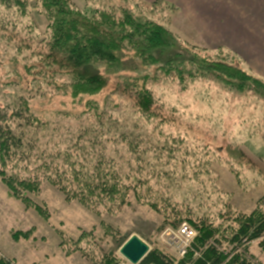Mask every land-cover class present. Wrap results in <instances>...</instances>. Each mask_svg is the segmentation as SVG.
Here are the masks:
<instances>
[{"label":"rangeland","instance_id":"1","mask_svg":"<svg viewBox=\"0 0 264 264\" xmlns=\"http://www.w3.org/2000/svg\"><path fill=\"white\" fill-rule=\"evenodd\" d=\"M17 1L0 0V109L16 105L24 114L10 122L24 146L0 170L36 187L22 192L29 201L14 197L0 174V256L12 264L122 261L119 249L138 235L150 250L179 261L185 256L176 234L191 222L218 229L225 263L242 253L246 246L229 240L233 228L245 216L264 218V95L251 81L238 84L197 65H233L264 82V60L252 66L240 46L252 27L257 35L246 33L264 48L258 3L64 0L101 27L127 11L152 20L189 49L187 60L198 61L164 68L124 50L127 71L109 68L104 89L75 94L64 54L51 47L49 11L41 0ZM143 90L153 97L150 111L139 107ZM133 139L136 148L128 144ZM75 167L82 179L115 171L128 186L124 204L69 191L65 179L75 184ZM261 240L248 245L255 264H264Z\"/></svg>","mask_w":264,"mask_h":264},{"label":"trees","instance_id":"2","mask_svg":"<svg viewBox=\"0 0 264 264\" xmlns=\"http://www.w3.org/2000/svg\"><path fill=\"white\" fill-rule=\"evenodd\" d=\"M63 1L41 0L53 18L51 47L53 50L61 51L64 54V63L71 70V86L74 88L75 94L78 92L95 94L104 89L107 82V69L109 70V68H113L117 72L120 68L122 71H127L126 66L130 65L131 59L123 60L122 53L124 50L125 54L131 51L129 53L141 56L143 64L148 62L151 65L156 64L164 68L174 67L177 63L195 64L198 62L195 56H191V59L187 60L189 49L184 48L167 27L152 20L135 17L127 11L122 14V18H118L117 22L107 20L105 23L107 26L101 27L98 19L94 16L90 19L78 17L72 13L70 5L64 4ZM20 3L21 1L18 0L17 4ZM102 18L110 19L112 16L104 15ZM102 66L108 68L102 69ZM197 66L200 70L217 73L218 76H227L229 79L237 81L238 84H246L251 81L256 84L254 90L264 95L263 81L251 78L250 75L241 69L234 68L233 65L223 67L217 66L213 60L211 62L200 60ZM239 87L243 86L239 85ZM149 92L143 90L141 95L138 92V100H141L139 107L144 111H150V107L154 103ZM142 100L144 101L142 102ZM10 106L12 107V105ZM16 109V105L12 110L5 107L2 111L0 109V163L2 166H6L14 158L13 156L20 153L24 146L22 134H17L10 123L14 117L20 121L24 119L21 110L16 111ZM9 112L12 114L10 117ZM136 142L137 140L133 139L128 144L136 148ZM98 155L96 152L93 156ZM73 170L75 184L71 180L65 179L70 188L69 191L84 196H88L89 193L96 196L97 199L102 198L108 201L120 200L121 204H124L125 191L128 186L115 176V171L110 170L108 174L95 171L93 175L82 179L81 175L84 173H79L76 167ZM0 174L4 175L2 176L3 181L14 197L24 198L22 192L35 190L36 184L31 180H17L12 175L4 173L3 168H1ZM94 187L99 188L98 194L95 193ZM24 199L29 201L28 197ZM191 225L198 230V233L192 247L193 250L189 251L185 257L175 261L162 250L152 249L140 264H255L247 257L248 245L255 238L264 236L263 217H256L255 215L242 217L236 228H233L229 240L246 247L242 253H236L226 263L225 254L219 253L218 250V246L222 243V239L216 235L218 229L211 224L206 225L202 222H191ZM259 246L264 249V240H261ZM120 261V257L114 256L110 259H103L99 264H120ZM0 264L12 263L9 259L0 256Z\"/></svg>","mask_w":264,"mask_h":264},{"label":"water","instance_id":"3","mask_svg":"<svg viewBox=\"0 0 264 264\" xmlns=\"http://www.w3.org/2000/svg\"><path fill=\"white\" fill-rule=\"evenodd\" d=\"M119 251L122 258L131 264H140L151 250L147 243L138 235H132Z\"/></svg>","mask_w":264,"mask_h":264},{"label":"crops","instance_id":"4","mask_svg":"<svg viewBox=\"0 0 264 264\" xmlns=\"http://www.w3.org/2000/svg\"><path fill=\"white\" fill-rule=\"evenodd\" d=\"M235 1H237V3H238V0H235ZM245 2L258 3V6L264 10V0H241V3H245ZM255 29L256 28L246 27V31L244 32V34L246 35V38H244L243 40L242 39L240 40L242 42L240 44V46L242 47L241 49L244 51V53L245 52L251 53L252 60H251V58L245 57V59L248 60L250 64H251V62L255 61L256 59L257 60H259V59L264 60V48L261 47L260 43L257 41L256 38H254L253 36H250L249 34L246 33V32H249L251 34H254V36H255V35H257V33L252 31ZM262 62L264 63V61H262ZM251 65L253 66V64H251Z\"/></svg>","mask_w":264,"mask_h":264},{"label":"built area","instance_id":"5","mask_svg":"<svg viewBox=\"0 0 264 264\" xmlns=\"http://www.w3.org/2000/svg\"><path fill=\"white\" fill-rule=\"evenodd\" d=\"M176 237L178 238V246L176 247L179 249L178 253H180L181 256H185L187 253V247L189 246V243L193 242L196 239V232L195 230L188 224H183L179 231L176 234ZM120 264H131L127 260H122L119 262Z\"/></svg>","mask_w":264,"mask_h":264}]
</instances>
